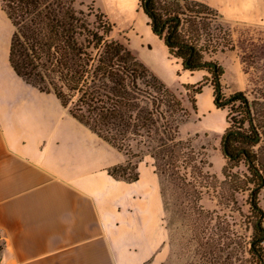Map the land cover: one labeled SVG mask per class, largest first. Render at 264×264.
Listing matches in <instances>:
<instances>
[{"label": "trees", "instance_id": "16d2710c", "mask_svg": "<svg viewBox=\"0 0 264 264\" xmlns=\"http://www.w3.org/2000/svg\"><path fill=\"white\" fill-rule=\"evenodd\" d=\"M83 4L79 0H0L14 27L9 56L13 69L41 91L54 93L76 119L126 155L123 163L108 169L115 178L138 180L140 163L149 157L161 179L165 209L163 178L178 181L180 188L195 197L198 213L205 212L199 203L204 189L217 180L206 147L196 148L191 138L182 136V124L198 109L196 96L210 84L218 108L240 101L247 113L243 122L249 120L255 135L232 127L227 116L222 148L230 160L245 158L256 177L250 202L259 217L252 236H239L240 264H264V210L256 200L264 185V143L258 151L243 146L264 142L259 133L262 129L264 135V103L250 101L243 91L224 95L225 68L212 55L234 49V43L230 29L222 25L217 28L225 36L210 32L219 11L198 0L164 4L140 0L153 31L164 38L170 54L181 59L187 70L207 72L197 85H184L183 92L151 70L127 37L114 36L116 25L107 14L90 6L84 9ZM204 35L205 42L200 43ZM230 182L237 190L247 188L251 181L233 174ZM200 232L205 235L203 229ZM228 239L229 245L232 239ZM215 246L209 244L211 253ZM208 262L218 261L213 256ZM230 263L229 253L222 264Z\"/></svg>", "mask_w": 264, "mask_h": 264}, {"label": "crops", "instance_id": "0c3cea01", "mask_svg": "<svg viewBox=\"0 0 264 264\" xmlns=\"http://www.w3.org/2000/svg\"><path fill=\"white\" fill-rule=\"evenodd\" d=\"M83 1L125 31L166 84L197 85L207 75L185 69L170 54L140 0ZM198 1L226 21L264 22V0ZM8 20L7 32L0 23V239L5 242L0 264H163L168 232L152 160L140 163L136 181L112 176L108 169L126 155L76 119L54 93L16 73L9 59L14 27ZM196 98L198 109L190 117L207 120L223 134L228 113L215 105L213 87L207 84ZM213 115H222L223 124L213 123Z\"/></svg>", "mask_w": 264, "mask_h": 264}, {"label": "rangeland", "instance_id": "374dc122", "mask_svg": "<svg viewBox=\"0 0 264 264\" xmlns=\"http://www.w3.org/2000/svg\"><path fill=\"white\" fill-rule=\"evenodd\" d=\"M160 1L164 4L167 0ZM79 2L84 3L81 5L84 9H88V6L98 9L94 3H86L83 0H79ZM0 23L7 32L9 20L4 12H0ZM219 25H222L224 29H230L234 43V49L218 51L212 55L225 68L222 78L224 95L228 97L237 91H243L250 101L258 100L263 104L264 22L237 23L223 20L219 15L212 23L210 32L223 37L225 33L217 28ZM119 34L127 37L125 31L116 27L114 36ZM204 42L205 35L200 43ZM179 60L182 62L181 59ZM180 89L186 92L184 87ZM208 98L209 91L206 90L202 99L205 101ZM225 109L232 127L255 135L249 120L243 122L247 118V113L245 106L240 101L228 104ZM255 112L257 111L253 110V113ZM212 120L219 126L223 124L224 118L222 115H213ZM209 125L207 120L200 121L199 116L194 115L181 126L184 138H191L196 148H200L202 145L206 147L205 151L213 163L211 171L217 175L215 183L210 188L204 189L203 198L199 201L205 212L198 213L196 198L189 196L184 189L180 188L178 181L169 178L162 179L168 203L164 214L168 237L164 246L163 264H208L213 256L217 258V264H222L227 260L229 253L230 264H240L239 236L246 234L250 237L254 233V224L259 214L253 210L250 199L252 188L256 185V177L250 171L245 158L230 160L224 155L221 141L224 133L219 134V130H214ZM262 132L263 130L260 129L261 139H264ZM218 139H220L219 142ZM263 143L261 140L253 147L249 143H243V146L258 151ZM233 174L248 177L251 182L247 188L233 190L230 182ZM256 200L264 210V185ZM227 223H230V226L227 227ZM202 229L205 231V235L201 232L200 235L197 234ZM227 229L229 230L227 231ZM229 236L232 240L228 245ZM210 243L216 245L214 253H211ZM4 249L5 242L0 239V260L3 257Z\"/></svg>", "mask_w": 264, "mask_h": 264}]
</instances>
